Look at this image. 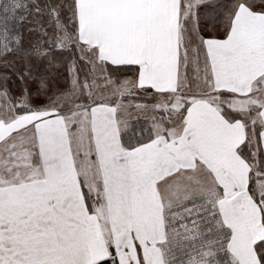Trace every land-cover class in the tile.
<instances>
[{
    "label": "snow or ice",
    "instance_id": "snow-or-ice-1",
    "mask_svg": "<svg viewBox=\"0 0 264 264\" xmlns=\"http://www.w3.org/2000/svg\"><path fill=\"white\" fill-rule=\"evenodd\" d=\"M0 264H264V0H0Z\"/></svg>",
    "mask_w": 264,
    "mask_h": 264
}]
</instances>
